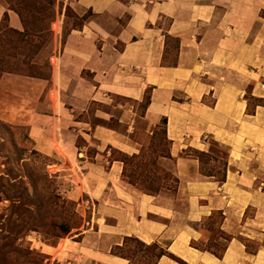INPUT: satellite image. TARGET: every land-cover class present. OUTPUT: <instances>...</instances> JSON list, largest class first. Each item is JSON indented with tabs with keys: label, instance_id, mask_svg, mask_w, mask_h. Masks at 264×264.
Returning a JSON list of instances; mask_svg holds the SVG:
<instances>
[{
	"label": "crops",
	"instance_id": "1",
	"mask_svg": "<svg viewBox=\"0 0 264 264\" xmlns=\"http://www.w3.org/2000/svg\"><path fill=\"white\" fill-rule=\"evenodd\" d=\"M57 1L92 17L62 44L65 17L58 13L48 82L55 98L45 114L28 102L22 109L33 110L27 126L36 150L57 158L56 172L72 183L68 198L92 211L86 228L41 244V252L55 264H131L112 251L133 237L184 264H264V0ZM5 12L9 26L22 30L3 6L0 21ZM168 37L178 41L172 64L165 62ZM250 83L263 104L248 114ZM148 90L143 119L148 128L166 120L169 157L162 159L173 162V193L139 191L124 181L122 162L110 158L107 148L137 149L129 137L132 110L120 106L124 133L106 124L109 112L94 114L104 124L84 118L92 102L110 106L113 95L141 102ZM209 140L227 150L223 181L201 175L187 152H207ZM215 213L230 238L221 258L202 249L211 240L204 223ZM155 264L182 263L162 256Z\"/></svg>",
	"mask_w": 264,
	"mask_h": 264
},
{
	"label": "rangeland",
	"instance_id": "2",
	"mask_svg": "<svg viewBox=\"0 0 264 264\" xmlns=\"http://www.w3.org/2000/svg\"><path fill=\"white\" fill-rule=\"evenodd\" d=\"M56 2V16L51 25L53 41L54 32L58 28L57 21L60 11L65 17L63 33L70 31L72 27L80 23V20L71 13L67 14L65 8L61 7L57 0ZM0 6L9 10L5 0H0ZM4 14L1 16L0 23L4 19ZM166 45L165 62L172 64L175 61L178 41L168 37ZM53 55L52 44L43 54V59H49L51 64ZM1 79L0 264H55L41 252V244L54 246L60 239L70 237L73 232L82 231L84 227H87L85 220L89 218L92 207H87L85 203L82 204L80 201L76 202L68 198L66 191L70 190L72 183L65 177V174L56 172V165L60 161L37 151L34 142L28 135L27 117L29 111L33 113V110H23V102H28L27 104L36 108L37 113L45 114L46 102L54 95L49 92L50 83L41 79H38L41 82L32 81L29 80V77L18 74H4ZM244 97L247 101L246 112L248 114H251L256 106L263 104L262 98L255 97L252 83L247 87ZM144 98L145 95L141 102H136L113 95L108 99L110 106L92 102L84 118L85 120L90 119L92 125L104 124L105 122L95 118L94 114L96 111L109 112L114 117L106 124L124 133L125 126L117 123V118L121 113L120 106L132 110L135 130L129 137L137 149L130 155L117 149L107 148L110 158L122 162L124 181L139 191L154 194L164 189V191L168 190L165 192L173 193L178 185V180L173 174V162L162 159L169 157L170 144L164 137L161 124L155 128L147 127L143 119ZM208 102L211 100L209 99ZM128 114L131 115L130 112ZM82 117L80 116L78 119ZM208 144L207 152L193 149H189L187 152L189 156L199 162L201 175L220 181L224 174L227 150L212 140H209ZM76 145L78 148L83 147V140L79 138ZM80 154L77 155L78 159L82 157ZM88 154L89 156L93 154L91 148L88 149ZM24 189L31 194L34 189L36 197L31 201L23 197L17 199L16 197L20 196ZM40 206H42L41 210ZM60 216L66 218L65 220L70 224H74V228L63 238L56 239L51 236L54 231L50 227V222H55V219ZM218 223L219 219L216 215L204 223L211 238L205 247L215 244L223 247L225 244L226 236L219 233ZM246 245L249 248L253 247L249 243ZM160 250L159 245L157 248L147 249L135 241L126 239L122 249L115 251L129 256L134 264H155L157 253Z\"/></svg>",
	"mask_w": 264,
	"mask_h": 264
},
{
	"label": "trees",
	"instance_id": "3",
	"mask_svg": "<svg viewBox=\"0 0 264 264\" xmlns=\"http://www.w3.org/2000/svg\"><path fill=\"white\" fill-rule=\"evenodd\" d=\"M5 1L8 5V9L13 11L18 16L22 25V30H16L8 26L7 14H4V19L0 23V80L4 74H18L25 77L41 79L49 82L51 78L52 67L49 59H43V54L50 47L53 40V31L51 25L54 22L56 16V0ZM65 10L67 14L71 13L74 15V17L80 20V23H78L71 29H81L84 22L92 17L91 12H87L86 14L79 17L71 10L69 6H66ZM68 33L69 31L63 33L62 44L64 43V38ZM144 99L145 110L147 105L149 104V90L145 93ZM165 124L166 120L163 119L161 121V125L165 126ZM223 180L224 174L220 181ZM35 193L36 191L34 189L32 194L28 190L24 189L23 193H21L20 196H17L16 198L20 199L21 197H23L31 201L36 197ZM57 199L59 200L60 197L58 196ZM41 209L42 206H40V210ZM214 215H216V217L219 219V233L221 235H225L219 229V226L222 223L223 219L222 214L215 213L213 214V216ZM213 216H211L209 220H211ZM65 219L66 218L60 216L58 217V219H55V222H50V227L54 231L53 234H51L53 238H63L74 228V224H70L69 221H66ZM126 239L135 241L137 244L147 249H151L153 247L157 248L156 244L145 245L144 243L133 237H127L124 240ZM224 240L225 242H228L230 238L226 236ZM122 247L123 245L121 247H116L115 249H113V254L127 259L131 264H134L132 263V260L129 256L115 251L121 250ZM225 248V244L223 245V247H219L218 244H215L213 246H207L202 249L204 251L212 253L217 258H221L223 252L225 251ZM162 256H168L171 259L184 264L179 259L175 258L173 255L161 248V250L158 251L156 257L157 259H159Z\"/></svg>",
	"mask_w": 264,
	"mask_h": 264
}]
</instances>
